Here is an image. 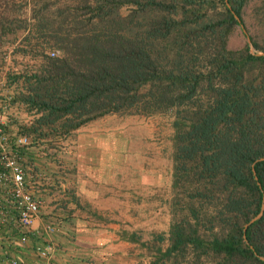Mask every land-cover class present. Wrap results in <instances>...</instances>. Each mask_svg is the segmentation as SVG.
Instances as JSON below:
<instances>
[{
    "label": "trees",
    "instance_id": "obj_1",
    "mask_svg": "<svg viewBox=\"0 0 264 264\" xmlns=\"http://www.w3.org/2000/svg\"><path fill=\"white\" fill-rule=\"evenodd\" d=\"M245 2L0 0V48L36 59L5 71L6 103L27 116L1 123L6 150L32 177L27 148L56 154L108 113H168V223L132 232L149 264H264V44L227 46ZM10 188L0 160V209L12 215L0 238L31 236L7 208ZM65 192L59 206L81 207Z\"/></svg>",
    "mask_w": 264,
    "mask_h": 264
},
{
    "label": "crops",
    "instance_id": "obj_2",
    "mask_svg": "<svg viewBox=\"0 0 264 264\" xmlns=\"http://www.w3.org/2000/svg\"><path fill=\"white\" fill-rule=\"evenodd\" d=\"M120 117L108 113L78 126L59 141L56 154L26 149L35 171L25 181L41 204L31 226L22 229L31 236L0 238L7 245L0 248V264L8 255L19 264H149L132 232L167 226L171 128L138 126L136 118L123 124ZM67 189L81 207L72 200L58 205L68 199ZM47 223L56 229L44 232ZM34 242L51 244L47 259L36 256Z\"/></svg>",
    "mask_w": 264,
    "mask_h": 264
},
{
    "label": "rangeland",
    "instance_id": "obj_3",
    "mask_svg": "<svg viewBox=\"0 0 264 264\" xmlns=\"http://www.w3.org/2000/svg\"><path fill=\"white\" fill-rule=\"evenodd\" d=\"M251 39L258 44H264V0H246L242 7V25L236 24L233 26L227 38V46L236 49L242 47L244 44H247L249 48L250 44L252 51L259 52L260 50L253 46ZM5 48L6 45L1 46L0 48L2 50L0 54V113L3 116V121H6L10 117H14L17 120H24L26 118V114L23 109H18L15 106H10L6 103V94L11 91V87L6 86L3 80L6 70L23 68L25 66L32 67L36 59L27 55H22L19 52L11 54L9 49ZM51 50L55 52L52 48L46 49L48 53ZM129 115L130 114H116L117 118L121 116L120 118H122V120L120 119V121L123 124L125 121L124 118H136L137 122H135V124H138V126H146L149 128V123H151L155 126L162 124L164 129L171 128L170 114L168 113L154 114L147 119L145 117L143 118L141 114H137L132 117ZM147 140H149V137H147ZM21 167L25 178V175L27 174L24 167L22 165Z\"/></svg>",
    "mask_w": 264,
    "mask_h": 264
},
{
    "label": "built area",
    "instance_id": "obj_4",
    "mask_svg": "<svg viewBox=\"0 0 264 264\" xmlns=\"http://www.w3.org/2000/svg\"><path fill=\"white\" fill-rule=\"evenodd\" d=\"M49 53L53 54L54 51L51 50ZM2 117L0 113V160L9 169L11 188L9 190L8 202L11 203L10 208L14 210L16 222L19 224L21 230H26L38 215L40 200L27 187L22 167L17 161V157L6 150L8 134L1 128V123L3 122ZM27 142L28 138L25 135L20 134L14 138V143L26 144ZM11 218L12 215L6 214L5 210L0 209V222H7ZM55 229L56 226L52 223L44 225V232L51 233ZM31 248L37 257L43 259H47L52 250L51 244L48 242H34ZM4 264H19V260L15 255H8Z\"/></svg>",
    "mask_w": 264,
    "mask_h": 264
},
{
    "label": "water",
    "instance_id": "obj_5",
    "mask_svg": "<svg viewBox=\"0 0 264 264\" xmlns=\"http://www.w3.org/2000/svg\"><path fill=\"white\" fill-rule=\"evenodd\" d=\"M251 48H252V47H251V45L249 44V50H250V51H252ZM258 53H261V51H259ZM262 207H263V204L261 203V206H260L259 210L257 211V213H256L255 215H253L251 218H249V220L244 224V227L247 225L248 222H250V221H252L253 219H255V218H257V217L260 216L261 211H262ZM258 257L261 258V259H264V256H263V255H258Z\"/></svg>",
    "mask_w": 264,
    "mask_h": 264
}]
</instances>
